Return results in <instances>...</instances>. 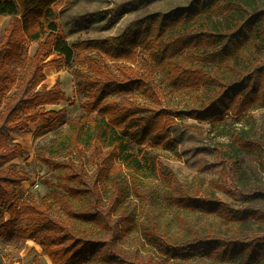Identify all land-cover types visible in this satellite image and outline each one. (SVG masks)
I'll list each match as a JSON object with an SVG mask.
<instances>
[{
  "label": "trees",
  "instance_id": "obj_1",
  "mask_svg": "<svg viewBox=\"0 0 264 264\" xmlns=\"http://www.w3.org/2000/svg\"><path fill=\"white\" fill-rule=\"evenodd\" d=\"M59 1L0 0V15L10 16L0 39V240H32L51 264H264L260 208L191 196L204 186L198 176L178 184L167 174L160 199L143 189L165 178L159 150L175 148L170 127L186 117L227 137L213 145L227 174L264 200V124L247 117L264 108V0L153 8L118 35L72 44ZM133 1L142 8L163 0ZM50 66L70 68L84 97L67 119L64 109L46 108L69 99L59 80L43 83ZM226 117L246 119L221 126ZM37 121L35 137L66 127L38 154L52 174L49 193L20 201L27 178L2 166L24 152L11 134ZM131 192L148 203L145 217L121 212ZM41 254L31 264H42Z\"/></svg>",
  "mask_w": 264,
  "mask_h": 264
},
{
  "label": "rangeland",
  "instance_id": "obj_2",
  "mask_svg": "<svg viewBox=\"0 0 264 264\" xmlns=\"http://www.w3.org/2000/svg\"><path fill=\"white\" fill-rule=\"evenodd\" d=\"M188 1L163 0L142 8H134L133 0H60L56 14L68 42L72 44L77 40L102 39L109 35H118L129 21L142 16L149 10H165L171 4L175 6L184 5ZM9 22V15H0V39ZM35 47L34 42L29 43L26 52L31 55ZM54 58H57V55L50 56V59ZM56 80L60 81L61 88L69 99L55 105H47L46 108L64 109L65 119H67L81 111V103L84 101V97L77 90V79L70 68L61 67L57 69L54 66L45 68L43 83L50 87ZM250 115L256 118V124H264V108L253 110L247 114V117ZM245 119V117H226L220 125L240 126L244 124ZM248 124L250 125L251 122ZM42 126L43 122L37 121L30 123L26 131L11 134V141L20 143L24 152L2 167L5 168L12 163L14 169L27 178L17 188V196L20 201L26 198L38 199L49 193V188L44 180L51 178L52 174L48 167L40 162L38 154L46 150L50 140L61 133L66 126L65 124H58L54 128L48 129L43 135L35 137V131ZM170 131L176 142L175 148L173 150H159L165 178L162 176L151 178L149 182H146L149 183V186L143 187L144 191L158 192L160 199L165 185L169 181L167 179L169 175L174 179L179 178L178 184L198 176L205 179L204 186L197 191L198 193L190 192L191 196L221 201L233 208L252 206L264 211V200L256 199L241 192L227 174V164L213 150L214 143L225 141L226 136L218 135L216 128H211L208 123H200L186 117L179 119L176 124L172 125ZM248 164L251 169L256 168L255 160L248 159ZM86 167L89 172L92 171V165L88 161ZM147 206V202H143L135 193L131 192L126 198L121 212L131 211L136 219H140L145 217ZM170 214L171 212L168 213V215ZM35 252L41 254L42 250L32 240L17 244L0 240V264H18L19 262L31 264ZM41 262L42 264H51L50 259L44 254H41Z\"/></svg>",
  "mask_w": 264,
  "mask_h": 264
}]
</instances>
